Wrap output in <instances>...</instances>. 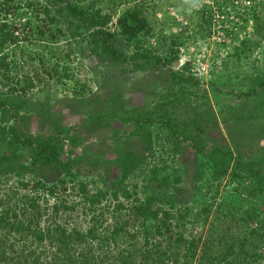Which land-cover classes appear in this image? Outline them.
<instances>
[{
	"label": "rangeland",
	"instance_id": "obj_1",
	"mask_svg": "<svg viewBox=\"0 0 264 264\" xmlns=\"http://www.w3.org/2000/svg\"><path fill=\"white\" fill-rule=\"evenodd\" d=\"M67 2L109 16L106 31L129 59L114 61L102 49L96 51L91 20L69 11ZM220 2L225 18L209 17L217 11L211 0H0L11 6L9 13L0 8V101L7 103L0 106V155H10L13 166L6 172L0 167L2 189L17 191L14 201L24 202L26 194L51 211L61 201L88 205L79 192L81 182L91 192L131 190L130 197L119 191V202L126 207L154 197L143 213L114 209L110 194L102 202L109 215L131 219L118 243L107 239L108 264H124L123 256L131 264H208L210 256L208 262L200 260L211 247L219 258L224 253L236 264L251 258L253 264H264V201L246 202L263 211L249 224L220 216L219 202L235 198L238 181L216 179L208 157L217 146L245 161L264 158V28L256 29V24L264 27V0L251 9H237L238 14ZM128 9L148 17L139 41H128L117 26ZM172 39L180 44L178 60L165 65L156 57L163 56ZM243 40L252 41L254 48H240ZM137 52L150 56L134 58ZM11 102L21 105L20 110ZM141 114L157 118L145 125L154 140L149 150L135 133ZM60 130L65 141L59 160L79 158L70 172L59 161L35 162L37 138L57 136ZM201 143L205 151L198 149ZM124 152L145 158L125 180L119 166ZM51 185L57 189L54 194L47 191ZM209 204L212 211L203 213ZM73 214L81 225L92 222L80 208ZM147 230L150 245L144 244ZM178 237L186 241L178 242ZM194 239L199 243L196 256L189 248ZM233 242L235 251L228 255ZM43 249L42 244L37 251ZM49 257L42 256L45 264Z\"/></svg>",
	"mask_w": 264,
	"mask_h": 264
},
{
	"label": "trees",
	"instance_id": "obj_2",
	"mask_svg": "<svg viewBox=\"0 0 264 264\" xmlns=\"http://www.w3.org/2000/svg\"><path fill=\"white\" fill-rule=\"evenodd\" d=\"M217 1L218 3H221L219 0ZM67 3L66 8L73 14L91 20V26L93 29H96L93 32L96 42V51H98L97 49H102V52L111 56L114 61H127L129 59L127 54L121 52L115 47L112 41V32L106 31V27L111 20L109 16H107L108 18L106 16L102 17L98 14V11L86 9L82 5ZM0 8L6 13L11 11L10 5L2 6L0 4ZM214 15L216 16L213 12L209 17H215ZM255 18L258 19L260 17L256 16ZM148 22V17L145 16L142 11L138 9H128L122 12L119 16L117 26L120 33L125 36L128 41H139L140 35L148 29ZM262 28L264 27L256 24L257 30ZM59 32H61V30H59ZM40 33H45L44 29H40ZM49 35H51V39L55 38V33H52V31ZM197 36L203 37L202 33H198ZM192 37L189 36V38ZM181 43H183V41ZM241 44L240 48H243V50H251V48H254V46L251 47L250 44H252V41L250 42V40H243ZM179 45L180 44H178L177 41L172 39L171 47L163 51L162 57L157 56V61L169 65L175 60H178V54L175 52L178 51L177 48L180 47ZM140 55L146 58L150 56L148 53L137 52L134 54V58ZM0 65H4L3 62H1ZM6 105V101H0V106L4 107ZM11 107H16L17 110H20L21 105H16L11 102ZM9 109H5V111L9 112ZM155 119L157 118L153 116L147 118L144 114L137 117V129L135 130V133L140 134L143 137V142L148 150L152 149L154 140L151 130L147 129L145 125L147 122L152 123ZM60 131H62V133H58L59 135L57 136L47 138L39 136L37 138L38 148L35 162L39 161L48 164L50 161H59L60 166L70 172L73 164L75 161H79V158H69L66 161L59 160L61 153L60 150L65 141V137L63 136L65 131ZM174 133L177 134L180 133V131L175 129ZM60 134L62 136H60ZM6 138L7 136L2 140L6 141ZM19 139L20 136L16 135L15 140ZM8 143L10 145L13 144L12 140L8 141ZM32 144L33 142H30V145ZM198 149L205 151L206 145L201 143ZM143 157V155L132 154L130 152L122 153L119 157V166L123 168L122 179L124 178L125 180L129 177L134 167H136L138 163L145 161V158L143 159ZM208 157L214 165L213 174L216 179L231 176L232 182L238 181L236 193H234L235 198L230 203H227L226 200L219 202L217 212H219L220 216H223L230 221L231 219L239 220V222L245 224H249L251 220L260 217L263 211L259 210L256 204L252 203L248 207L245 205L246 202L249 201L248 199L255 202L260 200L264 201V166L263 168L260 166L261 162L264 163V158L259 159L260 161H245L242 155H235L232 150L226 152L223 151L221 153V149L217 146L208 154ZM11 161L12 157L10 155H0V167L3 169V172L13 170V166L10 163ZM24 168L25 167L22 166V169ZM119 182H121V179ZM115 184L116 183H113V185ZM42 185L43 187L45 186L43 183ZM241 185L246 190V196L243 190H240ZM1 186L2 182H0V264H45L42 256L48 255L50 256L48 264H108L107 260L112 257L107 251L109 248L108 240L118 243V237L122 232V228H127L125 224L130 222L131 219L127 218L126 220H123L122 213L120 219L117 216L115 217V214L109 215L108 210L100 206L102 202L107 200L110 194V196H112V202L114 201V209L117 207L120 212H123L124 209L126 211L136 209L143 213L147 209L146 207L151 206L156 200L151 196L148 197L146 204L139 205L138 200H135L136 203L134 202L131 206L126 207V204L119 202V194L121 193L119 191H123V195L130 197L133 195L131 190L121 188L109 193L101 190L91 192L88 184L86 182H81V191L79 192L81 198L85 199L84 201H87L88 205L84 204L85 206L79 207V204L75 202L68 205L66 202L63 203L61 201L55 203L51 211L47 206H42L37 200L29 198L26 194L24 196V202H19L20 200H18V202L17 200L14 201L13 198L17 191L10 189V191L5 192ZM47 187H49L47 189L48 192L51 194L56 193L57 189H55L54 185ZM237 202L239 203L238 206ZM79 208L82 211H85L86 215L89 216L87 217L88 220H91L92 222L86 224V221H83V225L78 222L73 213L78 211ZM212 209L213 204H209L204 208L203 213H208L209 211H212ZM67 211L68 214L66 213ZM154 215H157L156 217L158 218L159 213L155 212ZM166 216L165 219L168 218V214H166ZM42 222H46L43 227L41 226ZM165 224L167 225L166 220ZM155 228L158 232L162 231L159 226ZM259 230L260 229L257 227L251 229L254 233H258ZM102 231L105 232L101 235ZM17 233H20V236H18ZM28 236H32L33 239L28 241ZM149 236L150 232L147 230V232L144 233V237L146 238L145 245H150L151 241L149 240ZM177 241L185 242L186 239L184 237H178ZM42 244L44 245L43 252H38L37 249ZM134 244L135 242L131 247H133ZM152 244L159 248L161 247V244H156V242ZM34 245L35 249L33 248L34 250H31L30 247ZM198 245L199 243L196 239L192 240L189 245V248L191 247L194 250L190 251V254L192 253L193 256H196V248ZM102 248L105 252H102ZM234 251L235 242L229 244V248L226 252L229 255L230 252L234 253ZM121 256V254H118L116 256L117 260H119ZM177 256L178 254L176 255V259H178ZM209 256L210 259L208 261L210 263L206 259ZM222 256V258H219L214 254L213 248L211 247L210 249L205 250L200 261L201 263L203 261L208 262V264H236L234 261L227 260L224 253ZM246 259H249V257H246ZM120 260H122L124 264H131L128 256H123ZM252 260V258L251 260H247V264H253ZM222 261H224V263H222ZM240 262L244 263L245 261L242 258V261L240 259ZM139 264H144V261Z\"/></svg>",
	"mask_w": 264,
	"mask_h": 264
},
{
	"label": "built area",
	"instance_id": "obj_3",
	"mask_svg": "<svg viewBox=\"0 0 264 264\" xmlns=\"http://www.w3.org/2000/svg\"><path fill=\"white\" fill-rule=\"evenodd\" d=\"M202 1V0H200ZM221 1V0H219ZM223 3H227V6L228 7H232L234 8V13L235 14H238L239 11L237 9L239 8H246V9H251L256 3L260 2L261 0H222ZM212 4L217 8V11H215L214 13L216 14L215 17H218V18H225V14H223V10H219V5L220 3H218L217 0H211ZM200 3V2H198ZM207 3V1H206ZM234 14V15H235ZM233 15V16H234ZM230 31V29H228Z\"/></svg>",
	"mask_w": 264,
	"mask_h": 264
}]
</instances>
